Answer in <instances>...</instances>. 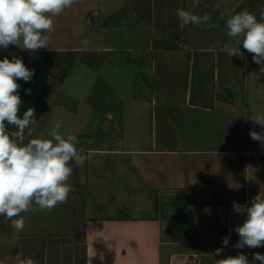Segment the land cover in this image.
<instances>
[{
	"label": "crops",
	"instance_id": "0c3cea01",
	"mask_svg": "<svg viewBox=\"0 0 264 264\" xmlns=\"http://www.w3.org/2000/svg\"><path fill=\"white\" fill-rule=\"evenodd\" d=\"M130 1L76 0L54 19L49 49L34 53L12 45L8 50L0 49V59L5 56L11 59L12 53L20 56L24 64L29 56L68 57L84 53L106 54L108 59L113 55L122 58L136 54L148 56L150 62L149 91L144 96L148 118L146 140L140 146L135 143L123 146L116 136L112 141L105 136H91L78 142L77 148L83 150L86 158L81 163L71 162L77 171L73 168L69 178L73 190L66 202L51 211L22 214L25 219L22 231L13 227L12 220L0 216V264H18L16 255L24 258L28 238L71 229L74 195L81 190L87 191L86 198L96 199L98 210L89 212L85 200L88 215L83 226L85 264H193L190 257L199 254L191 247L193 241L210 248L204 259L198 255L196 264H216V260L239 252L247 257L250 254L247 246L233 247L239 240L234 228L246 219V213L238 214L233 204H250L259 192L264 193V145L250 136V131H261L251 119L264 114V75L255 78L250 73L252 54L245 49H241L243 57L231 58L222 48L217 49L212 52L213 97L204 102L195 93L192 101L191 87L197 70L195 50L158 45L151 25L116 22V14ZM77 64L81 63L57 65L59 68L66 65L68 70L61 82L50 78L60 83V88L51 90L54 95L50 93L49 100L60 90L61 98L77 101L78 110L73 113L67 106L57 104L56 113L50 115L56 120H49L48 128L47 122L37 121L35 129L39 135L34 138H43L57 121L62 128L67 126L73 133H81L85 130L81 123L75 125L69 120L81 117L80 114L92 115V126L86 130L104 135L110 125H100L99 118L128 116L118 104L109 109L104 97L85 99L79 90L65 88ZM31 65L33 77L41 76L39 67ZM259 67L254 73L259 72ZM46 80H39L37 89L35 79L18 89L23 102L29 94L26 90L33 89L34 99L26 105L27 109L39 100ZM36 115L43 118L41 113ZM114 125L113 134H122V125L116 121ZM91 190L92 195L88 194ZM139 191L155 197L186 193L190 204L185 217L177 219L180 224L175 225L180 233L174 236L171 230L175 227H165L158 216H126L132 209H128L131 204L127 198ZM138 210L134 207L132 212ZM225 236L230 237L226 247ZM221 247L224 250L215 255V250Z\"/></svg>",
	"mask_w": 264,
	"mask_h": 264
},
{
	"label": "rangeland",
	"instance_id": "374dc122",
	"mask_svg": "<svg viewBox=\"0 0 264 264\" xmlns=\"http://www.w3.org/2000/svg\"><path fill=\"white\" fill-rule=\"evenodd\" d=\"M192 3L193 0H131L126 10L114 20L124 24L151 25L155 30L157 44L160 46L173 45L197 50L195 91L202 101L209 102L214 93L211 82L212 52L221 49L223 44L231 39L227 36L226 19L230 15L245 9L259 17V9L264 6V0H200L199 6L194 10L195 13L197 15L209 13L212 17L210 23L217 24L218 27L216 28H208L207 25H184L179 20L175 10L177 8L188 10ZM241 49H243L242 45ZM252 55L250 60L251 74L256 71L258 66L253 62ZM76 62L84 64L88 68L77 64L69 75L65 88L73 91L75 89L79 90V94L85 96V99L104 97L107 100L106 104L109 109H112L114 104H118L120 108L126 110L128 116L116 117L115 119L108 117L99 118L100 125L104 124L107 127L108 124L110 125L106 134L102 135L99 132L86 130L88 126H92V115L83 117L80 114L81 117H69L71 119H68L71 124L77 123L75 125H78V123H81L80 127L85 130L81 133L77 131L73 133V129H68L66 126L61 127V134H74L77 136L78 142L86 141L91 136H105L106 140L112 141L114 136H116L117 138L119 137V141L121 140L123 146L133 143L140 146L146 140L148 130L146 101H144V96L149 91L150 62L148 56L127 54L121 58L113 55L110 59H108L106 54L87 53L73 54L68 57H56L48 54L29 56L27 63H25L26 67L33 69L31 64H35L42 72L41 76L32 77V80H36L34 84L36 89L39 80L44 81V79H47L39 100L34 105L36 122L40 120L42 123L47 122L45 127L48 128L50 125L48 121L51 119L56 120L55 116L51 118L50 115L53 112L56 113L57 104L67 106L66 108L73 113L78 110L77 101L71 98H61L60 90L52 100H49L50 95L53 94L51 90L60 88V83L51 81L50 78H55L61 82L68 70L65 67L66 65L63 68H59L57 65L62 66V63L71 65ZM29 63L31 64L29 65ZM17 82L20 85L19 90L29 83L23 80H18ZM80 84L83 89H80ZM33 93L31 88V93L27 95L26 101H22L18 113L21 118L23 112L27 111L26 105H30L33 102ZM36 113H41L43 118H40ZM115 121L117 124L122 125V134H113ZM36 122L29 129H26L25 143L34 138V136L39 135L36 132L37 129H35ZM8 127L11 128V126ZM47 134L42 135V137L48 138ZM73 168L76 172V165ZM86 192L85 190L75 192L71 229L67 231L60 230L57 233H45L26 239L23 252L24 258L30 257L37 264H84L83 226L86 216H88L85 214V200L87 199L89 212H98L94 202L96 199L86 198ZM91 192L88 194L92 195L94 193V191ZM177 197L178 194H165L155 197L140 191L131 193V198H127L131 204L128 209H134L135 207L140 210H138V213H133L131 209L126 216H158L163 219L165 227H175V229L171 230L175 236V233H180V229L175 226L180 224L178 221L180 218L178 208L175 206ZM122 200L124 201V199ZM191 247L198 250L200 254L198 255L203 259L204 253L210 249L209 246L205 247L204 244L197 241H193ZM249 252L248 258L251 262L254 252L264 254V247L249 248ZM255 264H260V262L256 261Z\"/></svg>",
	"mask_w": 264,
	"mask_h": 264
},
{
	"label": "clouds",
	"instance_id": "9594fccd",
	"mask_svg": "<svg viewBox=\"0 0 264 264\" xmlns=\"http://www.w3.org/2000/svg\"><path fill=\"white\" fill-rule=\"evenodd\" d=\"M76 0H0V49L18 46L22 50L36 52L49 49L48 43L54 31V19ZM200 0H193L190 8H177L176 15L184 25H207L209 13L197 15L195 9ZM227 36L231 39L223 44L222 51L231 57H243L241 45L252 60L259 65L255 78L264 75V6L259 9V17L242 10L230 15L225 22ZM215 46V42H214ZM0 59V216L13 221V227L22 231L27 212L51 211L67 201L73 190L69 178L73 173L71 162L85 160L83 150L77 148L78 139L74 134H61L62 124L57 121L48 132L50 138H32L25 143V132L36 122L35 109L29 107L18 115L22 104L18 89V80L30 82L34 70L29 69L23 59L10 53ZM29 94L31 89L26 90ZM261 127L260 132L250 131L254 141L264 145V114L251 119ZM7 122V123H6ZM8 126H11L8 127ZM233 210L240 215L246 213V219L234 228L239 240L236 249L264 247V193L259 192L250 204H233ZM229 236L223 238V246L229 243ZM223 247L215 250L220 255ZM18 264H37L30 258L16 255ZM264 264V254L254 252L250 262L247 255L239 252L216 260V264Z\"/></svg>",
	"mask_w": 264,
	"mask_h": 264
},
{
	"label": "trees",
	"instance_id": "16d2710c",
	"mask_svg": "<svg viewBox=\"0 0 264 264\" xmlns=\"http://www.w3.org/2000/svg\"><path fill=\"white\" fill-rule=\"evenodd\" d=\"M127 6L124 7L123 9H121L116 16H119L124 10H126ZM156 45V43H155ZM176 46L173 45H167V48H175ZM196 52H198L197 50H195V58H196ZM213 55V54H212ZM195 69H196V59H195ZM213 69H214V65L212 62V73H213ZM194 74L196 75V70L194 71ZM195 76H193V82H192V87H191V96H192V101H194V97H195ZM231 93V92H230ZM190 204V201L186 195V193L181 192L178 197L177 200L175 201V206L178 208V212H179V217L180 218H184L185 217V212H186V208L187 206ZM85 259H86V255L84 256V264H85Z\"/></svg>",
	"mask_w": 264,
	"mask_h": 264
},
{
	"label": "built area",
	"instance_id": "2783aa9c",
	"mask_svg": "<svg viewBox=\"0 0 264 264\" xmlns=\"http://www.w3.org/2000/svg\"><path fill=\"white\" fill-rule=\"evenodd\" d=\"M190 262L193 263V264H196L198 262V255L197 254H193L191 259H190Z\"/></svg>",
	"mask_w": 264,
	"mask_h": 264
}]
</instances>
